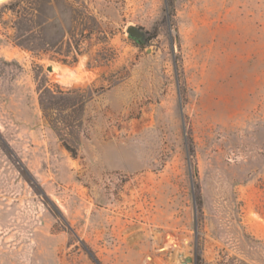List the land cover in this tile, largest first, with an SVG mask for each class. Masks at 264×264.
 <instances>
[{"label":"rangeland","instance_id":"374dc122","mask_svg":"<svg viewBox=\"0 0 264 264\" xmlns=\"http://www.w3.org/2000/svg\"><path fill=\"white\" fill-rule=\"evenodd\" d=\"M180 254L264 264V0H0V264Z\"/></svg>","mask_w":264,"mask_h":264},{"label":"water","instance_id":"95a60500","mask_svg":"<svg viewBox=\"0 0 264 264\" xmlns=\"http://www.w3.org/2000/svg\"><path fill=\"white\" fill-rule=\"evenodd\" d=\"M127 32L129 33V35L136 39L139 42H144L145 38H146V32L141 29L140 27L136 26V25H130L127 27ZM49 70H53L52 66H50ZM180 257L184 258V263L187 264L189 262L193 261V258L191 256H183L182 254H180Z\"/></svg>","mask_w":264,"mask_h":264},{"label":"bare ground","instance_id":"6f19581e","mask_svg":"<svg viewBox=\"0 0 264 264\" xmlns=\"http://www.w3.org/2000/svg\"><path fill=\"white\" fill-rule=\"evenodd\" d=\"M55 70L58 71V68L55 67ZM183 256H185V255L183 254ZM181 258H182V257H181ZM182 262L184 263V258H182Z\"/></svg>","mask_w":264,"mask_h":264}]
</instances>
